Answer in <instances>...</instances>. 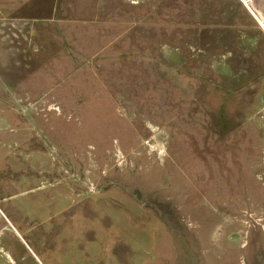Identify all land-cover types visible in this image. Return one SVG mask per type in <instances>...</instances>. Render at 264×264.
<instances>
[{
	"label": "rangeland",
	"instance_id": "1",
	"mask_svg": "<svg viewBox=\"0 0 264 264\" xmlns=\"http://www.w3.org/2000/svg\"><path fill=\"white\" fill-rule=\"evenodd\" d=\"M225 2L0 0V264H263L264 20Z\"/></svg>",
	"mask_w": 264,
	"mask_h": 264
},
{
	"label": "crops",
	"instance_id": "2",
	"mask_svg": "<svg viewBox=\"0 0 264 264\" xmlns=\"http://www.w3.org/2000/svg\"><path fill=\"white\" fill-rule=\"evenodd\" d=\"M224 1L225 0H215V2H216L215 7L217 8L216 12L217 11H218V13L221 12L220 8L221 9L223 8ZM241 1H242V3L245 4V6H246L247 10L249 11V13H251L252 10L256 13V18H257L258 21H260V19L264 20V0H241ZM229 3H232L231 0H229V1L226 0L225 4L229 5ZM218 13L217 14L214 13V17L220 16V15H218ZM263 25L264 24H262V26ZM260 43H261L260 52H258V53H256L254 55V57L252 58V61H258V62L261 63V62H264V53H263L264 52V42L261 41ZM261 48H262V50H261ZM232 49H233V47H232ZM247 58H248V56L246 55V59ZM247 61H249V60H247ZM251 64H253V63H251ZM252 72L254 74L253 77H252V79H254V81L261 80V79L264 80V78L258 77V75L260 74V71L258 70L257 67H253ZM0 147L4 149V153L0 157V171L4 170V173L0 172V178L4 179V178H7L9 176H15V174H17L18 178H19L18 182L20 184H24L26 182V178L28 177V179H29V176H30L31 171H32V169L30 167V161H29L30 155L28 154V150L23 148L22 145L21 146L18 145L14 149L13 148H6L5 147V143H4V141L2 139H0ZM20 149H22L23 151L21 152ZM16 150L18 151V157L22 158V160H23L22 164H20L19 162H15L13 160L9 161V158H13V157L16 156L15 155V151ZM16 169H17V171H16ZM7 172H8V174H7ZM7 181L8 180H6V182ZM27 191L28 190L22 191V192L18 193V195L19 196L23 195L24 192L26 193ZM6 198H11V197L7 196ZM3 200H5V199H3ZM6 202H7V200L5 202H3L2 204L6 203ZM19 207H21V206H19ZM7 210L14 216L13 209H11V208L9 209L7 207ZM16 214H17V211H15V215ZM20 216H23V214L19 211V216H17V217H20ZM0 218H1V216H0ZM3 228L4 227L0 228V235L2 234L1 231H2ZM5 255H6L5 264H17V261H18V263H20L19 257H17V255L15 253H13V256L11 255V253H6Z\"/></svg>",
	"mask_w": 264,
	"mask_h": 264
},
{
	"label": "water",
	"instance_id": "3",
	"mask_svg": "<svg viewBox=\"0 0 264 264\" xmlns=\"http://www.w3.org/2000/svg\"><path fill=\"white\" fill-rule=\"evenodd\" d=\"M208 115L214 122L218 130L224 134L229 132L237 124L236 118H232L231 114L222 109H207Z\"/></svg>",
	"mask_w": 264,
	"mask_h": 264
},
{
	"label": "flooded vegetation",
	"instance_id": "4",
	"mask_svg": "<svg viewBox=\"0 0 264 264\" xmlns=\"http://www.w3.org/2000/svg\"><path fill=\"white\" fill-rule=\"evenodd\" d=\"M186 244H187V243H186ZM184 246H185V245H184ZM185 251L187 252V255H188V253H190V252H189V247H188V246L186 247ZM191 255H192V254H191ZM186 264H190V263L187 261ZM263 264H264V257H263Z\"/></svg>",
	"mask_w": 264,
	"mask_h": 264
}]
</instances>
